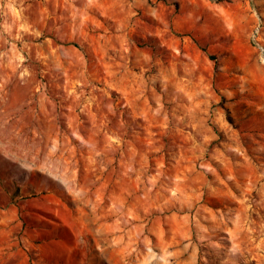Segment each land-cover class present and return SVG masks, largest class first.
Wrapping results in <instances>:
<instances>
[{
    "label": "rangeland",
    "instance_id": "1",
    "mask_svg": "<svg viewBox=\"0 0 264 264\" xmlns=\"http://www.w3.org/2000/svg\"><path fill=\"white\" fill-rule=\"evenodd\" d=\"M0 264H264V0H0Z\"/></svg>",
    "mask_w": 264,
    "mask_h": 264
},
{
    "label": "built area",
    "instance_id": "2",
    "mask_svg": "<svg viewBox=\"0 0 264 264\" xmlns=\"http://www.w3.org/2000/svg\"><path fill=\"white\" fill-rule=\"evenodd\" d=\"M260 51H261V53H263V49L260 47Z\"/></svg>",
    "mask_w": 264,
    "mask_h": 264
}]
</instances>
